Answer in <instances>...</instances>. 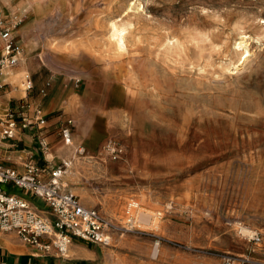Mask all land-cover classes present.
<instances>
[{
  "label": "rangeland",
  "instance_id": "rangeland-1",
  "mask_svg": "<svg viewBox=\"0 0 264 264\" xmlns=\"http://www.w3.org/2000/svg\"><path fill=\"white\" fill-rule=\"evenodd\" d=\"M26 4L0 0V16L22 20L16 42L30 77L44 100L74 93L92 131L76 140L86 149L76 164L94 175L67 188L127 245L80 244L101 252L90 261L264 264V0H47L35 13ZM113 21L128 27L122 50ZM122 116L128 132L115 126ZM109 140L120 158L105 153Z\"/></svg>",
  "mask_w": 264,
  "mask_h": 264
},
{
  "label": "built area",
  "instance_id": "built-area-1",
  "mask_svg": "<svg viewBox=\"0 0 264 264\" xmlns=\"http://www.w3.org/2000/svg\"><path fill=\"white\" fill-rule=\"evenodd\" d=\"M21 22L22 20L17 18L6 19L0 16V40L3 43L0 52V73L4 69L17 66L20 61L21 47L13 34ZM32 87L30 82L27 88ZM41 93L46 95V89ZM31 107L27 102H20L15 110L21 113ZM16 111L10 112L0 122L4 138L13 137L18 128ZM33 113L32 120L35 125H47L48 119L40 108L33 107ZM60 123L58 136L66 145L72 146L74 121L66 118ZM30 125V122H24L23 128ZM39 144L44 150L50 147L45 136L39 138ZM104 151L112 158H120L123 155L122 146L115 140H109ZM85 154L86 149L82 146L75 149V157ZM72 161L73 158L63 160L49 172L34 163L28 164L24 173H18L15 169L0 164V231L15 232L26 244L38 248L46 255L54 254L60 257L68 254L74 241L102 247L111 246L110 231L111 227H114L111 222L99 209L83 205L77 195L63 187V177L71 168ZM7 186L18 188L42 200L46 209L39 210L30 201L8 192ZM135 207L136 203H130L127 210V224L132 227L138 222L131 214ZM250 238L254 241L261 240V234L254 232Z\"/></svg>",
  "mask_w": 264,
  "mask_h": 264
},
{
  "label": "crops",
  "instance_id": "crops-1",
  "mask_svg": "<svg viewBox=\"0 0 264 264\" xmlns=\"http://www.w3.org/2000/svg\"><path fill=\"white\" fill-rule=\"evenodd\" d=\"M16 33L17 31L13 34L15 39H17L18 36ZM2 48L3 43L0 40V52ZM21 53L19 55L20 61L17 66L4 69L0 73V122L10 112H15V108L20 102H27L32 107L21 113L16 111L18 114V128L13 137L4 138L0 124V164L11 167L18 173H24L27 165L34 163L44 167L45 170L49 172L63 160L73 158L72 166L66 172L62 180L64 189L70 191L66 184L67 173L72 170L76 162L80 159L74 156L77 146H81L76 143V140L82 141L89 135H92V131L85 135L77 131V133H73L72 146H68L64 143L62 138L58 136V132L61 127L60 121L64 120L67 115L61 110H63L64 105L73 100V97L76 95L69 91L58 99L57 94L53 93L52 95L54 96H52V98L44 100L46 96L41 93L44 88L40 90L39 94V82L30 77L27 70V64L25 62L27 60V54L24 56L23 60ZM8 69L14 71L12 73H5ZM24 71H27L25 77L23 75ZM18 73L20 75L17 77L16 75ZM30 82L33 84L32 89L27 88ZM33 107L42 110L43 114L48 119L47 125L37 126L34 124L32 120L34 116ZM61 112L63 113V115H61L62 117H60L59 114ZM67 117L74 121L72 117ZM24 122H30V127L23 128ZM42 136H45L49 142L50 147L48 150L42 149L39 144V138ZM6 190L30 201L39 210L46 209V205L42 200L33 197L27 192L10 186H7ZM82 204L85 205L84 203ZM80 244L87 246L89 243L74 241L69 249L68 255L65 257L56 256L54 254L46 255L38 248L26 244L17 233L0 231V264H97L90 261L98 258V255H95L96 251L89 252Z\"/></svg>",
  "mask_w": 264,
  "mask_h": 264
},
{
  "label": "bare ground",
  "instance_id": "bare-ground-1",
  "mask_svg": "<svg viewBox=\"0 0 264 264\" xmlns=\"http://www.w3.org/2000/svg\"><path fill=\"white\" fill-rule=\"evenodd\" d=\"M6 3H8L9 2V0H4ZM27 1V4H26V6H25V8L24 9H26V10H32V12L33 13H35L36 12V9H37V7L40 5V4H42L43 2H46L47 0H26ZM141 6V5H140ZM2 8V7H1ZM141 8V7H140ZM263 22H264V20H263ZM110 32H111V41H113V43H115V45H116V47H117V49L119 48V49H124V48H126L125 46H126V38H127V32H128V27L126 26V25H122V24H119L118 22H115V21H113V22H111V24H110ZM246 37V36H245ZM243 38V37H242ZM244 40V39H243ZM170 41V40H169ZM171 41H174V40H172L171 39ZM248 43V42H247ZM247 43H246V41L244 40V41H240L239 42V47H241L242 49H244L245 51L244 52H247L248 50H247ZM166 44V43H165ZM174 42H168V44H167V46H165L166 48L165 49H167L168 51L170 50V49H172L173 47H174ZM179 46V45H178ZM249 46V45H248ZM60 47V46H59ZM176 48V47H175ZM177 48H180V46L179 47H177ZM60 49V48H59ZM58 49V50H59ZM48 51L49 52H51L52 54H56V52H54V49L52 48V47H49L48 48ZM167 51V52H168ZM179 53V52H178ZM50 54V53H49ZM243 54V53H242ZM246 54V53H245ZM175 57V56H174ZM108 59V58H107ZM106 59V60H107ZM109 64V63H108ZM10 69V68H9ZM7 70V71H5V73H12L14 70ZM26 72L27 71H24V73H23V75H24V77L26 76ZM20 74L18 73L16 76L18 77ZM23 90H24V87H23ZM64 109H65V111L66 112H71L72 114H74V118H75V120H76V123H77V126H78V129H79V133H82L83 135H85V134H88V131H89V128H88V126H87V123H86V121L80 116V109L78 108V103L76 102V101H74V100H71V101H69L66 105H64V107H63ZM126 118H127V116H125ZM113 121H115V120H113ZM128 121V120H127ZM124 118H123V116L121 117V119H120V121L115 125V126H117V127H119V129H121L122 131H124V132H126L127 130H128V127H129V124H128V122H127ZM108 130V131H112L113 129H114V127L113 126H111L110 124L108 125V127L107 128H103V129H101V130H97V132H94L95 134V136H97V137H101L102 135H105L106 134V132L107 131H105V130ZM113 132V131H112ZM128 132V131H127ZM96 143V142H95ZM77 161V160H76ZM80 163V162H79ZM83 171L84 172H82L81 171V169L79 168V164H76V166H74L73 168H72V170L69 172V173H67L68 174V176H67V178H66V181L68 180V182H71V183H76L77 181H78V177L80 176V175H82L83 173H93V172H95L94 170H91L90 168H88V166H84L83 167ZM101 172V171H100ZM93 175H94V173H93ZM86 177V176H85ZM80 191H82V190H80ZM84 191V190H83ZM74 193V192H73ZM89 194V193H88ZM90 195V194H89ZM107 204V203H106ZM171 205V204H170ZM109 207V209H108V211H109V213H111V211H112V213H116L115 212V210L113 211V209H110V206H108L107 205V208ZM107 211V212H108ZM145 212V211H144ZM111 215V214H110ZM115 216V215H114ZM140 216V215H139ZM138 216V217H139ZM140 218H141V221H144V222H146V223H150V215H149V213H142L141 214V216H140ZM158 218V217H157ZM139 220V219H138ZM152 221V220H151ZM156 223V225L158 226L159 224H158V220L155 222ZM161 228V227H160ZM248 227H245V226H240V230H241V232H243L244 234H249V235H251L252 234V231H250L249 230V228L247 229ZM128 230V229H127ZM113 236H115V235H112V238L113 239H117L118 241H119V246L120 247H122V248H127V245H126V243H125V239L124 238H122V237H120V238H118V236H116V237H113ZM116 241V240H115ZM117 247V246H116ZM158 250H156V252H157ZM111 252V251H110ZM101 252H99V254H100ZM98 254V255H99ZM109 254H111V257H113L114 255H113V253H109ZM158 254H159V251H158ZM117 255V254H116ZM97 256V255H96ZM98 257V256H97ZM100 259H101V257H100ZM237 262V261H236Z\"/></svg>",
  "mask_w": 264,
  "mask_h": 264
}]
</instances>
